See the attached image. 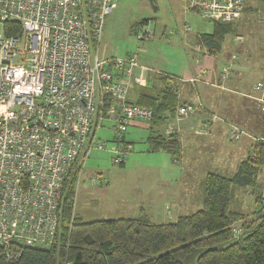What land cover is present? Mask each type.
I'll use <instances>...</instances> for the list:
<instances>
[{"label":"built area","instance_id":"1","mask_svg":"<svg viewBox=\"0 0 264 264\" xmlns=\"http://www.w3.org/2000/svg\"><path fill=\"white\" fill-rule=\"evenodd\" d=\"M118 1L0 0V249L8 261L19 258L20 247H49L59 239L68 187L79 184L92 151L107 146L98 136L106 122L124 151L120 142L131 123L153 117L129 99L130 86L143 82L134 76L137 55L102 60L98 54L106 17ZM184 2L203 18L225 23L237 22L245 10V0ZM8 22L18 23L21 34L7 35L14 27ZM230 70L224 67L223 80ZM253 91L264 112V79ZM197 110L186 104L177 114ZM243 134L233 126L229 138L239 141ZM101 182L92 178L93 185Z\"/></svg>","mask_w":264,"mask_h":264},{"label":"rangeland","instance_id":"2","mask_svg":"<svg viewBox=\"0 0 264 264\" xmlns=\"http://www.w3.org/2000/svg\"><path fill=\"white\" fill-rule=\"evenodd\" d=\"M233 24L235 31L226 37L222 52L215 56V76L231 88L236 109L241 111L229 115L232 122L244 128L248 124L254 129L251 121L254 111L252 107L247 108L252 105L246 101L251 95L258 98L252 88L257 80L264 78V4L254 14L244 12ZM212 32L213 23L188 10L184 0H119L113 12L106 17L98 54L102 60L115 57L127 59L137 55L139 67L146 68L147 77L150 75V84L164 74L189 80L198 76L197 72L204 64L197 35ZM237 36L243 41H236ZM18 48L21 49L22 44ZM226 66L232 70L227 75H230L228 81L222 79ZM141 89L142 86L132 84L131 101H135ZM249 100L255 103L262 113L261 120H264V112L257 101ZM195 115H186L181 119L182 124L191 129L192 125L193 128L198 126ZM149 125L150 121L144 120L131 123L125 135L124 151L119 150L120 144L110 129L111 122H106L105 127L99 130L98 136L107 146L102 150H93L85 163L76 185L75 215L85 222L148 219L153 223H172L202 208L206 179L202 184L200 175L194 179L182 159L180 163H175L170 154L151 152L147 141ZM170 125L175 127L178 122L172 119ZM254 132L258 138L263 136L256 130ZM248 133L245 132L239 141H233L229 138V127L223 124L214 137L217 139L215 146L197 152L195 162L208 165L209 172L233 176L240 166L241 157L246 158L251 152L252 133ZM123 157V165L116 163L118 158ZM95 176L100 177L102 182L93 185L92 178ZM259 183L254 188L234 187L231 210L254 211L256 194L261 192L264 197V168Z\"/></svg>","mask_w":264,"mask_h":264},{"label":"trees","instance_id":"3","mask_svg":"<svg viewBox=\"0 0 264 264\" xmlns=\"http://www.w3.org/2000/svg\"><path fill=\"white\" fill-rule=\"evenodd\" d=\"M248 9L245 6L244 12ZM210 21L213 32L198 34L197 44L217 56L235 26L217 19ZM11 24L14 27L6 34L20 35L19 24L8 22L7 27ZM181 87L179 77L159 75L151 84L142 86L135 101L130 100L153 112L147 139L149 150L170 154L175 163L183 151L181 138L177 132L166 134L165 130L177 116L178 108L187 103L181 98ZM125 135L120 142L123 145ZM263 168L264 139L256 136L251 152L235 174L227 177L208 173L202 208L172 223H153L148 219L85 222L75 215L76 185L72 183L68 187L63 228L55 244L20 247L15 261H8L0 249V264H264L263 194H256L254 211L231 210L233 188L256 187ZM237 228L241 233L236 236Z\"/></svg>","mask_w":264,"mask_h":264},{"label":"crops","instance_id":"4","mask_svg":"<svg viewBox=\"0 0 264 264\" xmlns=\"http://www.w3.org/2000/svg\"><path fill=\"white\" fill-rule=\"evenodd\" d=\"M246 1L247 3L245 4H247L246 6L247 9L248 7L250 8L247 10V12H245L247 15L256 13V11H258L264 4V0H246ZM249 1H251L252 4H250ZM204 34H210V33H204ZM200 50L203 52L204 55L203 58L204 64L203 66H201V68H199L197 73L199 75L200 73L208 72L209 75L207 76L206 79L200 78L202 80L199 81L194 80V82L196 83L194 82L191 83V81H189L190 79L188 80L187 78L181 80L182 82L181 98L184 101H186L188 104H193L198 108L196 112L197 114L195 116L199 121V124H197L198 126H194L195 128H193L192 125V129L190 127L186 128L185 124H182V120H181L185 116H179L177 114L174 120L178 122V125L175 127L170 125L168 128H166L165 133L169 128H172L173 132H177L180 135L182 148H183L181 159L187 163L190 169L189 174H191L194 177V179H197L198 178L197 176L200 175L199 181L202 184V181L206 178V175L210 173L209 166L208 165L203 166V164L196 163L195 161L198 158V155L196 153L203 151V148L205 147H212V145L215 146V142L217 141V139L214 137L221 131L223 124L229 127V135H230V130L233 126L240 128L246 133L248 132L252 133L251 135L249 133L248 134L250 135V138L252 139L253 142L257 136L256 134H254L255 130L259 135L263 134L262 137L264 139V126L261 120L262 113L259 112L255 103L249 100V98L255 100L254 99L255 95L248 96V99L246 101L248 105H252V106H247V108L252 107V110L254 111L251 118L254 129L249 128L248 124L244 128L232 122V119H230L229 115H234L236 112L237 113L239 112L236 109L237 106L236 99L233 97L231 88L226 87L219 76H215L216 74L215 56L212 54H208L202 48H200ZM147 72L148 71L146 70V68L144 67L140 68L139 65L138 67L135 68L134 76H138L142 78L143 81L142 84H140L139 86H145L148 83V79L150 75L147 77L146 76ZM229 76H227V78L225 79L226 81L229 80ZM263 79L264 78L259 79L256 82ZM257 97L259 98V95ZM200 126L208 128L209 133L205 135L198 134L197 130L200 128ZM213 134L214 136H212ZM244 157L243 156L241 157L240 164L245 159ZM210 160L211 159H209V162ZM180 161L178 163H180ZM187 182L189 183L191 182V180H187Z\"/></svg>","mask_w":264,"mask_h":264}]
</instances>
